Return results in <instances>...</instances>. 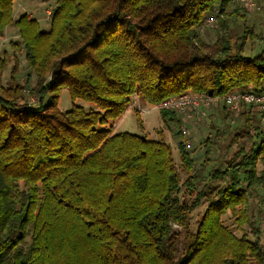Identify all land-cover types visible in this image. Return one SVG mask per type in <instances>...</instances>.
<instances>
[{
  "label": "trees",
  "instance_id": "obj_1",
  "mask_svg": "<svg viewBox=\"0 0 264 264\" xmlns=\"http://www.w3.org/2000/svg\"><path fill=\"white\" fill-rule=\"evenodd\" d=\"M216 6L206 40L199 26ZM13 7L0 0V36L17 28L36 80L17 81L14 56L4 84L10 56H0V264H264L260 232L248 227L249 197L264 189V109L219 106L222 120L236 122L227 131L236 148L202 176L225 130L204 139L200 163L177 146L184 179L170 144L106 125L134 94L157 104L189 90L264 91V47L245 54L249 40L264 42L247 22L252 10L232 0H55L44 29ZM64 87L95 108L61 110ZM160 112L181 126L179 115ZM228 210L233 226L222 219Z\"/></svg>",
  "mask_w": 264,
  "mask_h": 264
},
{
  "label": "rangeland",
  "instance_id": "obj_2",
  "mask_svg": "<svg viewBox=\"0 0 264 264\" xmlns=\"http://www.w3.org/2000/svg\"><path fill=\"white\" fill-rule=\"evenodd\" d=\"M260 3L259 9H254L249 12L247 17V22L249 25H253L257 32H261L264 37V0H258ZM55 7V0H14V15L17 17L19 14L26 12L27 14H32L37 20L40 21L41 27L47 29L50 24V19L52 15V10ZM45 23V24H44ZM215 25V24H214ZM231 34L235 38L238 34L242 32V22L240 19L230 20ZM213 25H205L204 18L199 26V31L201 36L206 40H213L215 37V30L211 29ZM210 28V29H209ZM12 43H15L13 45ZM264 47V42H259L257 40L248 41L245 47V54L254 55L258 53ZM6 52L10 56V61L8 66L3 72L2 80L6 84L9 75L11 65L14 63V56L18 58L19 68L16 75V79L21 84H29L28 87L35 83V74L30 73L25 57L24 51L21 48V42L18 35V30L16 27L6 28L4 34L0 36V56ZM28 77V79H27ZM30 98L27 94V90L23 92V99ZM80 104L85 110L95 108L94 104L88 101L75 99L72 100L66 87L62 88L58 97V107L61 110H68L72 104ZM137 105L142 107L141 111ZM160 110L145 102L143 99H133L130 101L125 112L116 119L108 120L106 125L112 126L113 132H129L139 136H146L148 139H154L158 141H164L171 146V153L174 159V165L177 171L181 174L180 176L184 179V173L180 169V158L178 149L176 146L177 140V127L173 122L163 119ZM221 107H211L207 110L206 115H195V121L187 122L181 120V125L185 124L189 130V139L192 143L193 155L196 156L197 162H202L205 158V149L203 147V141L207 136H214L215 130L217 129L225 130L222 133V137H219L216 143L213 144L209 160L203 167L201 172L202 176L208 174L213 167H223L225 161L231 156L233 150L236 148L235 143H231L230 135L231 132H227L232 129V126L236 122L231 120L232 118H227L222 120L220 118ZM181 117V116H180ZM232 121V122H231ZM237 126V125H236ZM214 133V134H213ZM216 136V134H215ZM258 171L263 167L261 161L257 164ZM264 189H257V193L253 194L249 198L250 209L248 208V220H250L249 228L255 227L259 230L260 239L264 245ZM252 197V198H251ZM205 203L199 206L191 213L190 225L195 228L197 225V220L204 211ZM223 222L225 224L233 226V216L230 210H228L222 216ZM239 235L241 230H236Z\"/></svg>",
  "mask_w": 264,
  "mask_h": 264
},
{
  "label": "built area",
  "instance_id": "obj_3",
  "mask_svg": "<svg viewBox=\"0 0 264 264\" xmlns=\"http://www.w3.org/2000/svg\"><path fill=\"white\" fill-rule=\"evenodd\" d=\"M234 4L239 6H246L250 10L259 9L260 3L258 0H232ZM219 11L216 6L212 14L204 17L205 25L210 26L215 21V13ZM137 94L133 95V100L139 99ZM240 104H256L261 109H264V91L257 92L252 84H248L245 88L229 92L225 95H211L208 93H201L196 91H184L179 95L170 96L157 104H152L157 109L174 112L182 116L181 120L186 121L193 115H206L207 110L211 107L223 106L225 110H235ZM138 111L142 110L140 105H137ZM176 146H183L185 148H192L191 140L189 139V130L187 126L182 124L178 130Z\"/></svg>",
  "mask_w": 264,
  "mask_h": 264
},
{
  "label": "crops",
  "instance_id": "obj_4",
  "mask_svg": "<svg viewBox=\"0 0 264 264\" xmlns=\"http://www.w3.org/2000/svg\"><path fill=\"white\" fill-rule=\"evenodd\" d=\"M24 13H26V12H24ZM19 15H20V14H19ZM19 15H18V16H19ZM28 16L35 17V16L32 15V14H28ZM38 21H39V20H38ZM39 23H40V21H39ZM44 24H45V23H44ZM40 26H41V25H40ZM42 28L46 29V28H45V25H44V27H42ZM48 28H49V27H48ZM48 28H47V29H48ZM181 118H182V116H181ZM186 121H187V122H189V121H190V122L195 121V115L192 114L189 118L186 119Z\"/></svg>",
  "mask_w": 264,
  "mask_h": 264
}]
</instances>
